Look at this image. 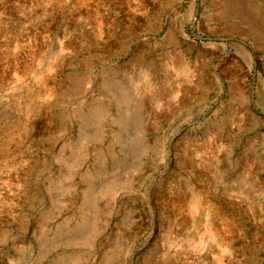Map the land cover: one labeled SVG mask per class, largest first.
Returning <instances> with one entry per match:
<instances>
[{
  "label": "rangeland",
  "instance_id": "rangeland-1",
  "mask_svg": "<svg viewBox=\"0 0 264 264\" xmlns=\"http://www.w3.org/2000/svg\"><path fill=\"white\" fill-rule=\"evenodd\" d=\"M0 264H264V0H0Z\"/></svg>",
  "mask_w": 264,
  "mask_h": 264
}]
</instances>
